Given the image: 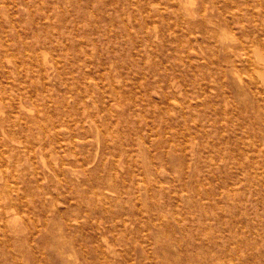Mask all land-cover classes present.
Here are the masks:
<instances>
[{"label":"rangeland","instance_id":"1","mask_svg":"<svg viewBox=\"0 0 264 264\" xmlns=\"http://www.w3.org/2000/svg\"><path fill=\"white\" fill-rule=\"evenodd\" d=\"M256 72L264 0H0V264H264Z\"/></svg>","mask_w":264,"mask_h":264},{"label":"bare ground","instance_id":"2","mask_svg":"<svg viewBox=\"0 0 264 264\" xmlns=\"http://www.w3.org/2000/svg\"><path fill=\"white\" fill-rule=\"evenodd\" d=\"M180 1V0H179ZM259 60V59H258ZM261 61V60H260ZM261 65H263L262 63H261ZM256 75H255V77H256V79H254V78H252V77H250V80H252V83L256 86V87H254L255 88V90L257 91L258 90V84H261L263 87H264V74H261V73H259V72H256L255 73ZM47 133V132H46Z\"/></svg>","mask_w":264,"mask_h":264}]
</instances>
